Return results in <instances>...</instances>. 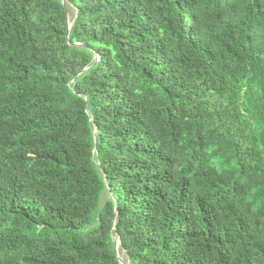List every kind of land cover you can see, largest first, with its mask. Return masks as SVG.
I'll return each instance as SVG.
<instances>
[{
	"label": "trees",
	"instance_id": "1",
	"mask_svg": "<svg viewBox=\"0 0 264 264\" xmlns=\"http://www.w3.org/2000/svg\"><path fill=\"white\" fill-rule=\"evenodd\" d=\"M114 228L264 264V0H0V264H120Z\"/></svg>",
	"mask_w": 264,
	"mask_h": 264
},
{
	"label": "water",
	"instance_id": "2",
	"mask_svg": "<svg viewBox=\"0 0 264 264\" xmlns=\"http://www.w3.org/2000/svg\"><path fill=\"white\" fill-rule=\"evenodd\" d=\"M64 4L65 6L67 5V0H64ZM72 27H73V23H70L69 25V36L71 34V30H72ZM76 46H81L80 44H75ZM100 61V59L97 60V62ZM85 71H87V69L83 70L81 73H84ZM75 84V82H74ZM89 115L91 116L92 118V115L91 113L89 112ZM92 122V126H93V129H94V134H95V143H96V146H95V150H94V154L95 156L97 155L98 153V149H99V135H98V132L96 130V127H95V124H94V121L93 119L91 120ZM97 164L100 166V164L97 162ZM118 215V211L116 212V216ZM114 225L116 227V218L114 220ZM113 232L116 233V237H115V243H116V252H117V255H118V259L120 261V264H126V262L124 261V259L122 258V255L120 253V249H121V246H122V239H121V236L118 234L117 232V229L114 228L113 229Z\"/></svg>",
	"mask_w": 264,
	"mask_h": 264
},
{
	"label": "bare ground",
	"instance_id": "3",
	"mask_svg": "<svg viewBox=\"0 0 264 264\" xmlns=\"http://www.w3.org/2000/svg\"><path fill=\"white\" fill-rule=\"evenodd\" d=\"M122 258H123V259H124V261H125V256H124V255L122 256ZM125 262H126V261H125Z\"/></svg>",
	"mask_w": 264,
	"mask_h": 264
},
{
	"label": "rangeland",
	"instance_id": "4",
	"mask_svg": "<svg viewBox=\"0 0 264 264\" xmlns=\"http://www.w3.org/2000/svg\"><path fill=\"white\" fill-rule=\"evenodd\" d=\"M127 264V263H126Z\"/></svg>",
	"mask_w": 264,
	"mask_h": 264
}]
</instances>
